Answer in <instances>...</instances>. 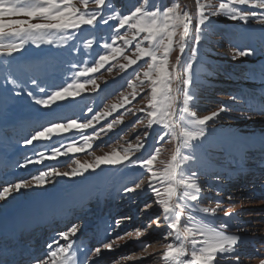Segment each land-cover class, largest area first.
<instances>
[{
    "label": "rangeland",
    "instance_id": "rangeland-1",
    "mask_svg": "<svg viewBox=\"0 0 264 264\" xmlns=\"http://www.w3.org/2000/svg\"><path fill=\"white\" fill-rule=\"evenodd\" d=\"M72 2L80 6L78 0ZM111 2L112 11L121 15L130 13L136 7H142L145 11L157 8L162 11L179 5L182 9L188 8L193 16V24L197 17L196 0ZM200 2L207 4L209 0ZM211 2L218 4L220 0ZM254 10L257 9L247 5H232L210 18L200 33L199 44L194 42V36L189 35L178 64L181 65L179 90L182 99L181 115L176 123L178 128L189 133H202L195 139L182 137V162L178 174L179 179L198 184L200 191L196 194L199 196V206L191 205L189 197L195 190L187 186H182L179 190L180 203L186 210H190V215L198 222L209 224L218 230L220 224L226 222L231 225L229 234L240 228L242 231L236 234L250 236L260 235L264 231V226L259 224L264 223V186L259 184L264 180V23H258L256 17H249L245 22L239 15ZM233 15L237 19H232ZM3 19L7 22L30 18L6 15ZM30 22L45 21L36 18ZM125 31L128 32L127 38L131 43L125 46L123 41H117V46L125 47L124 53L98 72L83 77H76L73 73L90 66L97 55L105 51L99 47L104 42L101 38L111 42L110 30L106 26H97L95 31L85 28L75 39H56L51 45L42 43L36 47L29 43L22 52L9 58L15 69L13 75L21 83L31 87L30 79H37L41 86L46 87L47 93H40L32 88L38 97H45L74 81L95 80L99 89L94 91V85L85 84L81 95L76 97L75 104L69 106L66 99L52 105L54 109L57 104L64 105L57 110L66 119L79 117L78 122H83L95 112L110 111L113 104L124 103V107L118 108L99 123L93 121L94 128L53 134L50 140L34 141L33 145L22 147L21 142L45 123L43 116L48 109L33 104L25 95L12 97L3 103L0 107V192L21 180H30L33 187L21 189L19 193L4 194L5 200L0 201V215L5 218L14 213L18 222L15 227L6 223L0 230V237L3 238L4 235L5 238V232L9 231L8 241L13 242L21 240L25 234L34 233L32 241L43 240L41 250L44 254L47 243L56 232L67 230L76 224L81 226V231L77 234L78 244L91 249L128 232L135 233L137 228L143 230L153 217L160 214V208L154 202V194L146 186L143 193L138 191L127 196L123 194L122 188L138 180L142 171L131 166L128 161L115 166L102 164L95 171L89 169L83 176H53V183H49V178H46L43 187H36V181L32 180L33 176L39 175L41 171H49L52 167L61 173L71 172L81 164H94L98 157L113 152L123 156L129 150V155L135 159L140 155L135 152V147L141 142L149 150L153 148L155 137L163 129L158 125H153V130L148 129V117L144 112L138 111L146 108L150 102V82L143 75L147 70L145 61L149 58L144 57L126 70L121 68V65L128 62L126 56L135 58L136 44L142 42V47H148V41L143 39L145 33L137 35L135 29L126 27L121 29V34ZM72 34L71 29L56 33L57 36L66 38ZM94 36L96 42L93 47L86 48V41ZM177 39L174 37L173 46L176 50L169 56L170 65L176 64V56L179 54ZM74 49L79 51L74 54ZM237 49H251L254 54L241 57L236 54ZM4 59L6 58L0 57V66ZM134 69L140 73L139 80L136 79ZM185 79L191 83L185 85ZM6 87L5 95L10 97L11 86H6L0 76V92H4ZM133 92L137 93L135 99ZM124 97H128L131 103H125ZM89 106L93 107L92 113H86ZM220 107L226 110L220 114L219 119L209 121L206 125L197 122L199 117L210 115ZM117 120L123 122L116 123ZM108 123H113L112 131L101 133L97 139L93 134L94 130L106 128ZM145 131L151 133L147 140L143 135ZM82 135L93 137L89 141L91 148L85 147L81 152L69 153L56 159L48 158L53 147H61L63 151L62 146L72 140L77 141V146L83 145ZM176 146L175 141L161 143L157 167L159 161L167 162L171 159ZM41 152L45 154L44 158L38 155ZM25 159H32L34 162L27 167H19ZM229 197L233 199L229 200ZM217 203H221L224 210L233 212L232 217H224L222 211L213 217L201 210L204 207L213 208ZM145 204H153V207L143 211ZM250 214L252 216L249 218ZM187 215L188 212L185 217ZM122 217L130 219L121 220L119 228L109 235L110 229L115 228L116 221ZM161 225L160 233L152 237L143 236L134 240L135 234L131 238L125 236L124 244L118 241L119 247L113 251H103L102 255L95 258L94 264H113L116 261L119 264H165L163 245L174 241L171 237L168 240L162 239L163 233L168 231L163 218ZM147 233H151L149 229ZM145 244L151 245L147 250L151 255L144 254L142 258L131 261L124 259L129 255L141 257ZM263 252L261 242L252 244L242 241L238 248L240 264H261L264 260ZM83 255L84 253H77L78 258ZM62 259L64 257L58 255L57 260ZM223 264H232V261L225 260Z\"/></svg>",
    "mask_w": 264,
    "mask_h": 264
},
{
    "label": "snow or ice",
    "instance_id": "snow-or-ice-1",
    "mask_svg": "<svg viewBox=\"0 0 264 264\" xmlns=\"http://www.w3.org/2000/svg\"><path fill=\"white\" fill-rule=\"evenodd\" d=\"M78 3L80 6L74 4L72 0H0V57L6 58L3 60L2 66H0V76L3 77L6 86H11L10 97L5 95L7 87L4 92H0V107H2L6 100L12 97L25 95L33 104L48 109L43 116L45 123L40 126L39 130L33 131L21 142L22 147L33 145L34 141L50 140L53 134L94 128L93 121L99 123L100 120L111 116L112 112H115L118 108H123L124 103L119 105L113 104L110 111L95 112L91 118L84 119L83 122H78L79 117L77 119H66L63 113L57 110L64 107V105L57 104L56 109L52 108V105L57 101L66 99L69 106L75 104L76 97L81 95L85 84L94 85V91L99 89V85H96L95 80L74 81L52 91L51 94H46L45 97H38L32 88H35L40 93H47L46 87L41 86L37 79H30L29 84L31 87H27L21 83L13 75L15 69L9 58H13L16 53L22 52L29 43L36 47H39L42 43L51 45L56 39H75L76 35L81 33L85 28L95 31L97 26H106L110 30L111 42L101 38L104 42L99 44V47L105 51L102 54H98L90 66H85L73 73L76 77H83L89 73L98 72L105 65L109 64L110 61L115 60L124 53L125 47L117 46V41H123L124 45L128 46L131 40L127 38V31L123 35L121 34V29H125L126 27L128 29H135L137 35L145 33L143 39L148 41V47H142V42L137 43L135 58L126 56L125 59L128 62L121 65V68L126 70L132 65H136L144 57L149 58L148 61H145L147 70L143 72V75L150 82V102L146 108L139 109L138 111L144 112L148 117V124L146 126L148 129L153 130V125H158L163 129L155 137L153 148L149 150L141 142L135 147V152L140 153L135 159H132L129 155V150H126L123 156L113 152L103 157H98L94 164H81L79 168L73 169L71 172L61 173L55 167H52L49 171H41L39 175L33 176L32 180L36 181V187H43L46 178H49V183H53L54 181L51 179L53 176H83L89 169L95 171L102 164L115 166L128 161L131 166L142 171L138 180L122 188L123 194L127 196L138 191L143 193L146 186L154 194V202L160 208V214L153 217L143 230L137 228L135 233L128 232L91 249L78 244L77 234L81 231V226L73 224L67 230L56 232L47 243L43 257L35 259L32 264H94L95 258L102 255L103 251H113L116 247H119L117 242L125 241V236L131 238L135 234L136 237H140L153 225L157 228L162 227L161 218H163L168 228V231L163 233L162 239L168 240L171 237L174 241L173 243L163 245L165 249L163 252L165 264H223L225 260L232 261V264H240L241 257L238 254V248L242 238L236 233L241 232L242 229L237 228L235 232L229 234L231 232V225L226 222L220 224L219 230L209 224L198 222L190 215V210H186L180 203L179 190L182 186H187L195 190L194 194L189 197L191 205L193 207L199 206V196L196 194L200 191L198 184L195 181L179 179L178 171L182 162V137L195 139L198 135H202V133L193 134L177 127L176 117L179 112L180 103V97L176 91L178 87L177 81L180 79L177 68L185 51V42L189 35L194 36V42L199 44L201 39L200 33L211 17L220 14L232 5H247L257 10L241 13L239 18L247 22L249 17H256L258 23H264V0H220L218 4L212 3L211 0L207 4H201L200 0H196L197 17L195 24L192 23L193 16L189 11L180 8L179 5L167 7L162 11L159 8L154 11H145L142 7H136L130 13L121 15L112 11L113 5L111 0H78ZM89 5H92V7H89ZM110 12L111 14H109ZM6 15H22L30 19H13L5 22L3 17ZM36 18L45 22H30L31 19ZM231 18L237 19V16L233 15ZM69 29L73 31L70 37L66 38L62 35H56V33ZM174 37L178 38L179 54L176 56V64L170 65L169 56L176 50L173 46ZM95 42L96 37L94 36L92 39L86 41L85 47L92 48ZM78 51L79 49H74V54ZM236 54L243 57L253 55L254 52L251 49H237ZM84 63L87 65V60ZM72 67L75 68L77 65H72ZM108 70L111 71V68ZM133 71L135 72L136 79L139 80L140 73L135 69ZM190 83V80H184L185 85ZM130 86L134 87L133 84H130ZM136 95L137 93L133 92V99H135ZM229 99L232 98L230 97ZM124 102L131 103L128 97H124ZM225 110L224 107H220L218 111H212L210 115L199 117L197 122L200 125H206L209 121L219 119L220 114ZM92 112L93 107H87L86 113ZM115 122L122 123L123 121L117 120ZM112 129L113 123H108L106 128L101 127L99 131L94 130L93 134L99 139L101 133L110 132ZM143 135L145 140H147L151 133L145 131ZM92 138V136L82 135L83 145L77 146V141L72 140V142L62 146L63 151L61 147H53L48 158L56 159L69 153L81 152L85 147L91 148L92 145L89 141ZM137 139L139 140V137ZM174 141L177 142V146L171 159L167 162L163 160L159 161V167H157V157L161 152V143H171ZM38 155L44 158L45 154L41 152ZM33 162L32 159H25L24 162L19 164V167H27ZM32 187L33 185L30 180H21L13 183L5 187L3 192H0V201L5 200V193H19L21 189L28 190ZM232 199V197H229V200ZM151 207H153V204H145L143 211H148ZM232 207H235V202H233ZM201 210L213 217L220 211L223 212V216L226 218H231L234 214L231 211L224 210L221 203H217L213 208L204 207ZM186 212H188V215L185 217ZM182 217L187 222L182 221ZM129 219L130 217L118 219L116 227L110 229L108 234L111 235V231L119 228L121 220ZM61 241L64 243H61ZM175 241L179 243H175ZM188 244L192 246L190 252L187 247ZM149 247L151 245L145 244L143 246L141 257L129 255L124 259L131 261L136 258H142L144 254L151 255V253L147 252ZM77 253H84V255L78 258ZM58 255H62L64 259L58 261ZM189 255L190 259L185 260L184 257ZM0 264H6V261L0 259ZM113 264H119V262L116 261ZM261 264H264V260L261 261Z\"/></svg>",
    "mask_w": 264,
    "mask_h": 264
},
{
    "label": "bare ground",
    "instance_id": "bare-ground-1",
    "mask_svg": "<svg viewBox=\"0 0 264 264\" xmlns=\"http://www.w3.org/2000/svg\"><path fill=\"white\" fill-rule=\"evenodd\" d=\"M186 9V8H184ZM188 11V8L186 9ZM193 23V21H192ZM191 27V26H190ZM179 64V63H178ZM181 65L178 66L177 68V73L180 77L181 75ZM180 81L181 79H179L177 81L178 87H177V95L180 97V103H179V112L177 114L176 117V123L179 121L180 119V107H181V99H182V93H180ZM182 124V123H181ZM182 147H181V158H182ZM182 161V159H181ZM180 170V169H179ZM179 174V171H178ZM259 184H261L262 186H264V180L261 181ZM243 208V207H242ZM243 212V211H242ZM252 215L250 214L249 218ZM182 221L185 222V218L182 217ZM18 222V217L12 213L10 217H3L0 215V230L3 229V226L7 223L10 224L11 226L15 227L17 225ZM260 225L264 226V223H259ZM150 230V234H148L147 232L144 235H141L140 237H136L134 235V240H139L141 239L143 236L146 237H152L153 235H156L158 233H160V231L162 230V227L157 228L155 225H153L151 228H149ZM1 234V233H0ZM9 231H7V233L5 232V238L3 235L0 237V259H4L6 261V264H32V262L35 259L38 258H42V250H41V245L43 243V240H39V241H35L33 242L32 240L34 239V233H30V234H25V236H22V239L25 238V240H15L13 242L8 241L9 240ZM17 235V234H16ZM240 235L242 241L246 242L249 241L252 244L258 242H261V244L263 245V249H264V231L263 233H261L260 235H244L242 233L237 234ZM27 236V237H26ZM125 241H122V244H124ZM176 243H179L178 241ZM25 244V245H24ZM189 252L192 250V246L191 244L187 245ZM264 253V252H263ZM185 260L190 259V255L189 256H185L184 257Z\"/></svg>",
    "mask_w": 264,
    "mask_h": 264
}]
</instances>
